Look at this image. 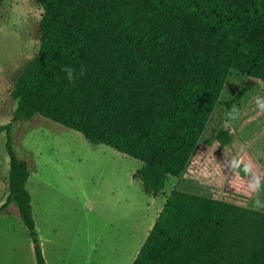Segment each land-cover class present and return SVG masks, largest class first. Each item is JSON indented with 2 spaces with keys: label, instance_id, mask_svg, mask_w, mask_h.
Here are the masks:
<instances>
[{
  "label": "trees",
  "instance_id": "1",
  "mask_svg": "<svg viewBox=\"0 0 264 264\" xmlns=\"http://www.w3.org/2000/svg\"><path fill=\"white\" fill-rule=\"evenodd\" d=\"M34 2L39 49L16 74V105L0 127L9 160L0 215L17 206L46 264L12 126L40 116L135 159L133 179L156 197L185 169L229 74L264 84V0ZM132 264H264V212L171 191Z\"/></svg>",
  "mask_w": 264,
  "mask_h": 264
},
{
  "label": "rangeland",
  "instance_id": "2",
  "mask_svg": "<svg viewBox=\"0 0 264 264\" xmlns=\"http://www.w3.org/2000/svg\"><path fill=\"white\" fill-rule=\"evenodd\" d=\"M41 15L34 0H0V127L10 122L16 105L11 97L16 74L38 52ZM262 104L264 84L231 72L185 169L168 177L156 197L133 179L141 162L91 145L40 116L15 123L12 148L28 167L26 189L45 263L132 264L174 190L251 209L254 199L264 203ZM220 133L228 144H220ZM6 138L1 132L0 206L8 194ZM246 164L260 177L255 191L248 187L253 175L242 170ZM0 264H36L15 204L0 215Z\"/></svg>",
  "mask_w": 264,
  "mask_h": 264
},
{
  "label": "clouds",
  "instance_id": "3",
  "mask_svg": "<svg viewBox=\"0 0 264 264\" xmlns=\"http://www.w3.org/2000/svg\"><path fill=\"white\" fill-rule=\"evenodd\" d=\"M262 110H264V104L261 105ZM243 172L245 175L252 174L253 175V181L248 184V187L251 188L252 190H257L260 187V177L258 175H255L252 173V169L250 168L249 165H244L243 166ZM253 208L254 209H262L264 208V203H261L259 199H254L253 200Z\"/></svg>",
  "mask_w": 264,
  "mask_h": 264
},
{
  "label": "water",
  "instance_id": "4",
  "mask_svg": "<svg viewBox=\"0 0 264 264\" xmlns=\"http://www.w3.org/2000/svg\"><path fill=\"white\" fill-rule=\"evenodd\" d=\"M249 80H252V81H257L256 79H252V78H248Z\"/></svg>",
  "mask_w": 264,
  "mask_h": 264
}]
</instances>
